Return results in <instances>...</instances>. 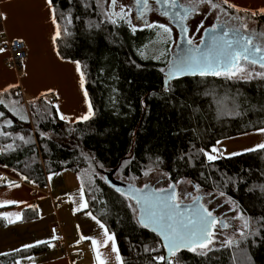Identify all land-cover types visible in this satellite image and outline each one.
Returning a JSON list of instances; mask_svg holds the SVG:
<instances>
[{
	"label": "trees",
	"instance_id": "1",
	"mask_svg": "<svg viewBox=\"0 0 264 264\" xmlns=\"http://www.w3.org/2000/svg\"><path fill=\"white\" fill-rule=\"evenodd\" d=\"M53 3L58 15L63 12L72 17L68 25L71 35L58 40L57 47L62 56L86 65V89L95 115L89 121L68 123L59 120L54 110L51 115L45 111L43 97L24 107L18 89L0 92L4 101L0 111L5 113L0 117V130L33 141L24 144L0 135V165L28 176L35 183L24 182L40 190L47 189V178L53 172L76 173L88 211L115 233L125 264H149L150 255L156 253H145L143 248L155 247L156 242L154 234L135 224L109 180L105 183L100 179L107 173L114 172V181L128 184L131 177L141 178L149 169H160L171 174V183L187 179L206 192L218 195L223 191L246 216L264 224V191L260 188L264 185V150L231 158L220 155L211 162L198 153L216 141L264 127V78L186 74L172 79L171 90L165 92L168 65L141 55L146 49L161 46L160 30L144 28L133 33L124 23L112 25L104 21L96 0ZM255 21L264 25V17ZM60 23L63 26L64 20ZM97 23L99 28L94 27ZM46 98L55 103L54 96ZM13 107L26 115L27 121L8 111ZM5 118L12 119V126L4 124ZM41 132L46 135L41 136ZM13 142L14 149L7 150ZM125 161L129 163L125 165ZM216 248L207 256L184 251L180 253L181 264H264V228L238 249ZM41 249L0 256V264H15L23 255Z\"/></svg>",
	"mask_w": 264,
	"mask_h": 264
},
{
	"label": "snow or ice",
	"instance_id": "2",
	"mask_svg": "<svg viewBox=\"0 0 264 264\" xmlns=\"http://www.w3.org/2000/svg\"><path fill=\"white\" fill-rule=\"evenodd\" d=\"M157 4L161 5L160 14L164 17H168L170 20L179 24L181 34L187 33L189 28L185 23L189 17L193 14H200V6H204V15L215 12L216 23L211 24L210 28L204 29L207 34V40L201 39L199 44L193 45L191 39L187 40L189 47L182 49L173 60L167 61L168 71L165 73V88L164 91L171 90V85L168 83L170 79H178L184 76L186 73L192 76L199 75L200 77H207L209 75L214 77H224L226 79L242 78L252 79L253 73L249 71L247 75H244L246 66H258L264 70V31H257L254 28H249L247 23L243 21L251 17L255 21L256 17H264V7L258 9L243 8L231 0H188L187 3H178V0H156ZM45 6L48 9L49 19L53 26V31L50 34V43L55 49V54L61 60L67 59L68 62L75 66V72L78 74V87L83 93L85 103L87 105V112L83 115L72 116L66 115L60 111L58 103H52L47 101V94L52 93L56 99L59 100V93L52 88H48L46 92H41L38 97L34 99L45 98L46 108L45 111L52 114L51 110H54L58 114L59 120L66 121L68 123H78L89 121L94 115V109L91 100L89 99L88 91L85 87L86 73L83 70L86 65H82L80 60H73L70 57L66 58L61 55L57 41L63 36H70L68 25L72 24V17L70 13L66 14L61 12L57 14V8L53 3V0H45ZM134 6L136 9L135 17L140 24H133L132 6L119 3L118 0H110L107 8H102L100 0H96V7L102 8V15L104 21L109 22L112 25L118 23L126 24L133 33H135L141 26L148 29H158L159 36L161 32L167 36L169 40L172 39L173 29L166 23H161L158 20L149 22L145 16L146 13L151 11L149 0H134ZM85 8L89 7L88 4L84 5ZM118 7V11L116 10ZM234 13H245L246 16L234 15ZM223 16L224 19L220 17ZM8 15L5 11L0 10V20H7ZM78 19V17H77ZM60 20H64L62 26ZM89 27L93 25L89 22ZM94 27L99 28L100 24L97 23ZM203 22L197 25L196 30L203 28ZM183 38V36H182ZM5 43H7L5 41ZM204 45V47H201ZM5 49L0 47V52H4ZM143 55V53H141ZM163 55V53H162ZM157 59L159 57H156ZM163 72L164 69H161ZM256 77L264 78V71L255 72ZM18 87L15 84H9L3 91L7 92L8 89ZM31 103V102H30ZM143 103V102H142ZM0 104H4L3 100H0ZM8 108V105H4ZM9 112L13 116L18 117L21 121H27L28 117L16 110V108H9ZM0 117H5V113L0 111ZM4 124L12 126V119L5 118ZM258 132L264 133V127L256 129ZM0 135L4 137H12L13 141L19 139L24 144L32 143L31 138L26 139L25 136L19 133L13 134L12 132L0 130ZM41 136H45L44 132L40 133ZM220 141H216L210 149L204 148L198 149V153L202 154L206 159L211 162L217 160L222 151L217 145ZM7 150L14 149L13 144L6 146ZM256 150H264V143L255 145L253 148L244 149L245 152H254ZM219 154V155H218ZM240 153H229V155L235 156ZM191 159V156H189ZM159 158H157L158 166ZM125 165L129 161L124 162ZM101 168L104 166L99 165ZM155 169H149L144 172L145 176H148L151 171ZM15 171V169H13ZM57 173H51L48 176L50 181ZM164 177L170 178V173H161ZM24 181H29V177L24 175L20 177ZM101 180L108 183L107 177L100 176ZM136 177H131L130 180H135ZM35 183L34 181H29ZM179 183L192 184L196 189L197 194L187 193L186 191H177V185ZM9 186L19 187L15 181H9ZM115 192L122 198V203L131 212L132 218L135 220V224L144 230L150 231L154 234L156 246L149 247L144 246L143 251L145 253H156L150 255L149 264H181L180 253L187 251L197 256H207L209 252L217 251L215 241L217 239V226L219 225L223 229L232 227L227 217L218 218L214 214V209L219 205L217 201L216 205L212 207L207 206L211 204V199H214L213 192H203L201 194V185L192 181H177L175 183H168L167 188H158L152 191H146L149 185L145 183L143 187H136L134 183L129 182L126 189L115 187ZM261 191H264V185L260 186ZM188 195L191 199V204H185L183 196ZM218 195L223 197L225 193L219 191ZM207 196L210 199L204 200ZM228 202L232 204L233 211L236 215L232 219H238L241 224L238 228H235L232 235L227 239L220 241L221 247L239 248L242 242L247 241L249 236L259 235V228H264V224H260L259 221L254 220L253 217L246 216L243 211H239L238 205L228 197ZM22 203L15 200H5L0 202V206ZM28 207H33L28 205ZM89 207L88 201L84 198L83 184L80 188V200L78 207L73 211L78 212ZM7 221V224H14L21 220L20 213H2L0 214ZM15 215V219L10 217ZM85 215L89 216L98 225L101 230V238L97 239L90 236L80 235L76 240V244L81 243L83 240H90L92 250L94 252V259L96 264H107L106 260L102 258L100 248L108 247L110 244L111 252L115 253V260L117 264H125L123 257L120 254L119 248L116 243L115 233L109 231L108 227L101 219L97 218L90 211L85 212ZM261 219H264L262 217ZM77 228L79 226L77 225ZM239 233V235H236ZM52 240L61 239L53 235ZM47 244L49 247H54L46 240H37L34 244H24L22 248L30 249L35 245ZM19 252L20 249H14ZM29 259H31L29 257ZM235 259V257H233ZM15 264H20V261H15Z\"/></svg>",
	"mask_w": 264,
	"mask_h": 264
},
{
	"label": "crops",
	"instance_id": "3",
	"mask_svg": "<svg viewBox=\"0 0 264 264\" xmlns=\"http://www.w3.org/2000/svg\"><path fill=\"white\" fill-rule=\"evenodd\" d=\"M231 2L243 8L264 7V0H231ZM0 10L8 15L6 21L0 20V47L5 41L19 40L24 42L27 48L25 65L20 71L12 65L7 51L0 52V92H3L9 84L18 85L11 89L21 91L22 104H28V98L33 102L41 92L52 88L59 93V100L52 93L47 95L54 96L61 112L73 118L85 114L87 105L78 87L75 66L57 57L50 43L53 26L45 0H0ZM6 169L8 168L0 165V187L5 186L0 191V202L15 200L22 203L0 206V214L20 213L22 219L14 224H7L0 215V256L17 252L14 249L28 250L22 248V245L46 240L54 247H49L47 244L35 245L32 248L42 247V249L34 254L23 255L19 259L20 264H96L91 241L83 240L76 244L81 234L101 238L98 225L85 215V212H89L88 209L74 213L73 210L77 207L74 206L70 196V204L62 206L60 196L63 195L54 190L56 184L48 180L47 189L40 190L25 183L17 172L13 173L10 172L11 169L10 171ZM9 181H15L20 186L11 187ZM38 191L42 194H37ZM59 200L60 204H58ZM10 218L15 219V215ZM70 218L75 221L71 222ZM56 227L60 228L57 233ZM53 235L61 239L52 240ZM100 252L107 264H117L110 244L108 247L100 248Z\"/></svg>",
	"mask_w": 264,
	"mask_h": 264
},
{
	"label": "rangeland",
	"instance_id": "4",
	"mask_svg": "<svg viewBox=\"0 0 264 264\" xmlns=\"http://www.w3.org/2000/svg\"><path fill=\"white\" fill-rule=\"evenodd\" d=\"M108 2H110V0H100V3L102 5V8H107L108 6ZM179 3H187L188 0H178ZM119 3H123L126 5H130L132 6V13H133V24H140V21H138L135 17V7H134V0H118V5ZM102 8H99L101 13H102ZM151 11H149L148 13H146L145 18L151 22L153 20H158L161 23H166L168 24L170 27H172L170 25V23L168 22V20L162 16L160 14V11L158 9V6L155 5H151ZM117 11L119 10L118 7L116 9ZM200 14H193L189 17L188 21H186V24L189 28L188 33V38L191 39L193 41V45L199 44L200 40L202 39V32H205L204 29L210 28L211 24L216 23V13L212 12L210 14H207L206 16L204 15L205 12V8L204 6H200L199 8ZM234 15H240V16H246L243 13H236ZM221 19H224L223 16L220 17ZM201 21L203 22V28L199 29L198 31L196 30L197 25H199L201 23ZM244 23H247L249 28H254L257 31H264V25L259 24L257 21H253L252 19H250L249 17L246 18L244 21ZM140 29H144L142 26L140 28H138V30ZM173 32H172V39L169 40L167 38V36H165L163 33L162 35V39L163 42L161 43V46L158 48L156 47H152V49H146L144 51H142L141 53H143V57L146 59H154L157 62H160L162 64H167V61L171 60L173 57V54L175 52V48L177 45V42L179 40L178 37V31H176L173 27ZM152 46V45H151ZM163 53V55H162ZM156 57H159L158 59ZM251 71L253 73V78H255V72L257 71H264L262 69H260L258 66H246L245 69V73L244 75H247V73ZM260 78V77H258ZM233 79H237V80H246V79H242V78H233ZM250 80V79H247ZM27 97H29L27 95ZM28 103L31 102L30 98H28ZM22 104V102H21ZM24 107H27V104H22ZM260 143H264V133L258 132V131H254V132H250L247 134H243L240 136H236V137H232L229 139H224L222 141H220L219 144V148L222 151V157L225 158H231L234 157L232 155H229V153H240L241 154H245V153H249V152H245L244 149H249V148H253L255 145L260 144ZM238 156V155H235ZM155 169V168H154ZM8 170V169H6ZM10 171V169L8 170ZM10 172H15L13 170H11ZM161 173H164L162 170L160 169H155L154 171H151L149 173L148 176L143 175L141 178H136L135 180H126L128 182L134 183L136 185V187H143V185L145 183H147L149 186L154 187L155 189L158 188H167L168 183H171L168 179V177H164L161 175ZM59 177H61V179H58ZM118 178V177H117ZM180 181H190V180H180ZM51 183L56 184L54 187V190L56 189L57 191L61 192L60 194L63 196H60V198L62 199L63 205L62 206H68L70 204V198L74 203V206L78 207L77 203L80 200V188H81V183L80 180L77 176L76 173H74L73 171H63V172H58L56 175H54L52 177V179L50 180ZM5 186H1L0 187V191L2 189H4ZM177 191H186L187 193H193V194H197L196 189L193 188L192 184H186V183H179L177 185ZM203 192H206L204 189L201 188V194ZM37 194H42L41 191H38ZM70 194V195H69ZM65 195V196H64ZM59 196V194H57V197ZM70 196V198H69ZM210 198L205 196L204 200L208 201ZM69 201V202H68ZM77 201V203H76ZM183 201L185 204H190L191 203V199L188 195H184L183 196ZM217 201H219V205L217 207H215L214 209V214L217 215L218 218H224L227 217L232 225V227L227 228V229H223L221 228L219 225L217 226V239L215 241V246L218 247L220 246V241L227 239L229 236L232 235L233 231L235 228H238L241 224V221H239L238 219H232L235 215L236 212L233 211V206L231 203L228 202V199L226 197H221L218 195L214 194V199H211V204H207V206L212 207V205H216ZM237 205V204H236ZM237 210L240 211V209L238 208ZM66 215V214H65ZM67 216H69L67 214ZM70 221L73 222L75 221V219H71ZM236 235H239V233H236Z\"/></svg>",
	"mask_w": 264,
	"mask_h": 264
},
{
	"label": "built area",
	"instance_id": "5",
	"mask_svg": "<svg viewBox=\"0 0 264 264\" xmlns=\"http://www.w3.org/2000/svg\"><path fill=\"white\" fill-rule=\"evenodd\" d=\"M2 48L5 49L10 54V60L12 65L16 70L20 71L24 68L25 60L27 57V48L24 42L19 40L7 41L2 45ZM21 91H17L18 95H21ZM61 201H58L60 204ZM56 233L60 231L59 227L55 228Z\"/></svg>",
	"mask_w": 264,
	"mask_h": 264
},
{
	"label": "water",
	"instance_id": "6",
	"mask_svg": "<svg viewBox=\"0 0 264 264\" xmlns=\"http://www.w3.org/2000/svg\"><path fill=\"white\" fill-rule=\"evenodd\" d=\"M155 1H156V0H155ZM178 3H179V2H178ZM158 7H159V10H160L161 5L158 4ZM169 20H170V19H169ZM170 22H171V25L177 29V31H178V37H179V40H178L177 45H176V48H175V52H174L173 57H172V59H171V60H173V59L176 57V55H177L179 52H181L182 49H185V48L189 47V45L187 44V40H188L189 38H188V33L181 34L179 24H177L176 22H174V21H172V20H170ZM185 23H186V22H185ZM182 36H183V38H182ZM203 39L207 40V34H206L205 32H204V34H203ZM192 46H195V45H192ZM201 47H204V45H201ZM167 71H168V66H167ZM186 74H187V73H186ZM186 74H185V75H186ZM171 80H172V79H170L169 82H170ZM169 82H168V83H169ZM165 86H166V85H165ZM113 173H114V172L107 173V177H108V180H109L110 184L113 185V187L115 186V187H120V188L126 189L128 184L119 183V182L114 181V180L112 179V177H113ZM154 189H155L154 187L149 186V188L146 189V191H152V190H154Z\"/></svg>",
	"mask_w": 264,
	"mask_h": 264
},
{
	"label": "flooded vegetation",
	"instance_id": "7",
	"mask_svg": "<svg viewBox=\"0 0 264 264\" xmlns=\"http://www.w3.org/2000/svg\"><path fill=\"white\" fill-rule=\"evenodd\" d=\"M149 4H150V6L151 5H157L158 6V4L156 3V1L155 0H149ZM135 7V6H134ZM158 9H159V7H158ZM136 10V9H135ZM167 20H168V22L170 23V25H171V22H170V20H169V18L168 17H165ZM172 26V25H171ZM173 27V26H172ZM176 31H177V29L175 28V27H173ZM203 34H204V32H202V38H203ZM191 204V203H190Z\"/></svg>",
	"mask_w": 264,
	"mask_h": 264
}]
</instances>
